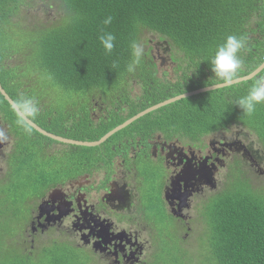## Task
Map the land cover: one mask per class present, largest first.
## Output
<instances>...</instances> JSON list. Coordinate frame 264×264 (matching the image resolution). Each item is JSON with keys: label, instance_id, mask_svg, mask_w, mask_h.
Wrapping results in <instances>:
<instances>
[{"label": "trees", "instance_id": "16d2710c", "mask_svg": "<svg viewBox=\"0 0 264 264\" xmlns=\"http://www.w3.org/2000/svg\"><path fill=\"white\" fill-rule=\"evenodd\" d=\"M237 1L236 6L243 2ZM41 2L56 8V17L50 18L45 9H36ZM232 6L224 0H0V84L14 102L32 99L39 109L32 121L60 136L58 127L62 124L63 106L76 95L89 94L93 89H103L107 83L120 80V74L128 72L127 66L133 59L131 44L143 41L144 30L164 37L179 52L176 62L184 76H178V80L182 78L185 83H191L173 94H162L163 99L221 82L210 68L217 46L228 35L244 37L246 41L252 28L247 19L249 14L245 15L248 5ZM109 16L113 18L111 24L104 25ZM253 31L261 33L263 39L254 45L257 53L253 59L245 58L244 49L240 53L243 66L237 76L252 71L264 56V18L253 23ZM102 32H111L116 37L111 53H106L100 44L98 37ZM245 49L250 50L247 46ZM199 72L202 81L193 84ZM256 80L236 84L238 100L244 96L241 88L248 85L250 88ZM208 93L212 91L187 97L193 101L178 111L175 124L183 136L197 141L212 130L240 122L258 135L264 147V104L257 105L252 115L242 113L239 117L226 114L228 109L221 112L215 98L211 107H204V95ZM183 99L173 103H181ZM56 108L59 117L43 123L44 114ZM2 125L13 138L7 152L6 170L0 177V253L4 236L8 243L11 238L16 239L12 234H5L9 221H20L25 206H29L27 215L31 208L39 206L37 198L51 186L54 174L60 169L57 164H62L57 155L38 165L31 162L32 150L39 154L44 144L51 143L54 149L61 143L33 128L31 133L26 132L17 124L12 106L0 94ZM79 140L94 138L81 136ZM88 148L93 147H80L82 160L90 159V151L83 153ZM26 218L19 232V238L26 244L24 258L11 247L12 253L0 255V264H7L10 259L11 264H90L88 254L65 244L50 245L38 253L33 250L37 255L29 257V242L25 241L24 232ZM200 218L207 227L203 230L205 258L193 263L192 258L188 259V247H182L183 255L177 256L171 244L155 252L152 264H264V184L254 186L244 177L226 182L222 190L209 195Z\"/></svg>", "mask_w": 264, "mask_h": 264}, {"label": "flooded vegetation", "instance_id": "af4514ba", "mask_svg": "<svg viewBox=\"0 0 264 264\" xmlns=\"http://www.w3.org/2000/svg\"><path fill=\"white\" fill-rule=\"evenodd\" d=\"M236 2L224 0L233 8L248 5L245 15L249 14L252 28L246 38L250 50L244 51L247 60L253 59L257 53L254 45L263 39L261 33L253 31V23L264 18L263 0H243L239 6ZM40 8L48 13L51 9ZM161 38L164 40L160 42L147 39L149 47L143 50L145 61L154 67L151 79L135 80V70L129 75L134 79L112 82L113 88L106 92L93 89L89 94L74 96L63 106L60 136L79 140L88 134L97 140L114 126L164 100L162 94L185 89L186 80H178L184 75L180 70L175 73L179 52ZM169 68L175 80L170 79ZM260 77H264V69L254 79ZM200 81L199 72L193 84ZM155 88L161 92L153 94ZM146 94L154 97L146 99ZM228 94L226 101L231 105L240 97ZM103 96L111 107L107 111L100 108ZM231 105L224 107L229 110L226 114L239 115ZM168 110L164 111L167 116L152 119L145 117L147 113L111 134L93 147L95 160H82L81 146L65 142H60L59 149L46 143L39 154L34 150L29 153L31 162L37 163L34 165L57 155L63 165L70 166L61 177L54 174L51 186L37 198L38 204L44 202L42 210L37 205L27 215L24 232L29 257L50 245L65 244L80 252L92 250L98 258L95 264H148L153 251L158 253L162 247L176 244L192 231L194 223L201 220L209 195L217 188L222 190L226 182L242 177L251 182L253 173L264 176V147L253 130L231 122L194 141L182 135ZM71 115L82 121L86 134L81 132L82 124L79 134L72 132L65 120L74 118ZM4 147L5 143L0 146V156ZM211 180L214 187L209 184ZM145 234L150 239H145ZM21 244L26 246L23 238Z\"/></svg>", "mask_w": 264, "mask_h": 264}, {"label": "rangeland", "instance_id": "374dc122", "mask_svg": "<svg viewBox=\"0 0 264 264\" xmlns=\"http://www.w3.org/2000/svg\"><path fill=\"white\" fill-rule=\"evenodd\" d=\"M39 13H42V12H39ZM49 14H50V16H49L50 18L56 17L57 9L52 7L50 9ZM144 33L145 34L142 35L143 41H146L147 37H148V39L153 40L154 42H160V41L164 40L163 38H161V36L159 34L153 33V32H151L149 30H144ZM140 45L142 46L143 50H144V48H146L148 46L147 43H142V42L140 43ZM173 58L175 60V55L174 54H173ZM182 67L185 69V65H182ZM169 70H170V68H169ZM179 70H180V66L178 65V67L175 69V73H178ZM153 72H154V67L149 66V64L144 59V55H142L141 66L140 67L138 66V68L136 67V71L134 73L135 80L138 79L139 81H144L145 79H151L152 76H153ZM200 72H205V71L200 69ZM128 74H129V72H122L120 74V76H121L120 81H124L126 79H134V77H132V75L128 76ZM195 75H196V73L191 78H193ZM158 76L159 77L161 76L160 73L158 74ZM169 77L172 80L176 79V75L174 76V72H171V70H170ZM185 84L187 85V87H189L191 83L187 82V83H184V85ZM206 86H209V85H206ZM247 87H249V85L246 86L245 88H241L242 89V93H243L244 96L247 94V92L249 90V88H247ZM112 88L113 87H112L111 83H107V85L103 89L100 88V90H103V92H106V91H108L109 89H112ZM118 89L119 88H116V90H118ZM238 89H239V87L237 85H233V86H229V87L227 86V87H224V88H218V89L212 91V93H208L207 95H204V99L202 97H200V96L199 97L201 99H203V105H205L204 107H211L212 104H213V98H215L216 106L222 112L225 106L228 107V106L231 105L230 103H228L226 101V98L229 95L228 93L229 92H233L235 94L236 90H238ZM137 91H139V89H137ZM159 92H161L160 89L155 88L153 90V94H159ZM153 97H154V95H152V94H146V96L144 98L150 100ZM241 97H243V96H241ZM218 98L221 99V100H219ZM192 101L193 100H188L187 97H186V98L183 99V102H181V103H178V104L170 103L168 105L162 106V107H160L159 110H155L153 112H150L145 117H148V118L152 119V118H155V117H158V116H161V115L167 116L166 114H164V111L166 109H169L168 113L171 116H173L175 119H177L178 111L180 109H182L186 104L190 105V103ZM237 101H238V99H236V102ZM236 102H235V104L231 105V108L235 106L237 114H242L243 111H242V109H240L237 106ZM175 103H176V101H175ZM100 104L102 105L100 108L103 111H107L108 109L111 108L110 105L106 102V98L104 96L100 100ZM58 107H60V106H58ZM57 109L58 108L52 110V112L45 113L44 114V118H43V119H45V122H43V123H48L49 121H52L54 118H58L60 112L58 113L59 110H57ZM71 116L74 117V118H71L69 120L65 119L67 121L66 123H68L69 125L72 126V132L73 133L79 134L80 133V125L82 124V121L81 122L78 121V118L75 117L74 115H71ZM174 118H170V119L173 122H175ZM82 128H83V130L81 129V132L83 134H86V132L84 131L85 130V125L84 124H82ZM113 128H111V129H113ZM0 131L4 134L3 137H2V140L5 143V147L2 149V154L0 156V169L2 167V169L0 170V177H2L4 171L6 170L5 155H6V153L8 152V150L10 148V144H11V141H12L13 137L11 136V134L7 133L5 125H2V127H0ZM83 136H91V135L87 134V135H83ZM48 144L51 145V143H48ZM57 148H61V147L59 145L54 147V149H57ZM89 151H90V154L88 155V157L91 158L93 156V151H95V148H88V150H85L83 153H87ZM57 165L60 168V169H57V177L58 176L61 177L62 174L67 173L68 170L70 169V166L68 164H66V165L57 164ZM247 173L248 174H252V173H249V172H247ZM251 182L254 184V186H260V185L264 184V176H259L258 174L253 173V178L251 179ZM218 189L219 188H217V190ZM28 208H29V206H25L24 207V209L22 211V217H21L20 221H18L16 219L9 221V224L7 226L8 230H7V232L5 234H12V237L16 238V239L14 240V239L11 238V240L8 243L7 242V238L5 236L3 237L2 241H1L3 247H2V251L0 253V255H2V257L6 256L9 253H12L11 247H13L14 250L17 253L18 252L20 253V258L21 259L24 258V255L22 253L25 252V245L21 244V239L19 238L20 237L19 232H20V230H23V225H22L21 222L27 216ZM10 214H11V212H10ZM206 228L204 227V223L202 222V220L196 221L194 223V225L191 227L192 231L183 235L184 239H180L178 242H176V244H172L171 247H174V250L172 252H174L175 255H177V256H178V254L180 256H182L183 255L182 247H188V250L190 251V253L188 255V259L192 258L193 259V263L196 262V261H201L207 255V250L205 248L204 239H203V233H204L205 230H207ZM144 236H145V239H147V240L150 239L148 234H145ZM176 245H178V248H175ZM151 249H152V245L148 248V251H147L148 254H149ZM83 252L86 255L88 254L87 257L89 258L88 262L90 264L98 262L97 255L94 256V254L92 253L93 252L92 250L86 249V250H83ZM155 252L156 251H153L151 253L148 264H152L153 263V261L155 259ZM191 253H193V256H191ZM199 254L202 255V256H201V258L197 259ZM11 262H12V259H10L7 262V264H11Z\"/></svg>", "mask_w": 264, "mask_h": 264}, {"label": "clouds", "instance_id": "9594fccd", "mask_svg": "<svg viewBox=\"0 0 264 264\" xmlns=\"http://www.w3.org/2000/svg\"><path fill=\"white\" fill-rule=\"evenodd\" d=\"M112 19L113 18L111 16L107 17L103 21L104 25H110ZM98 38L105 52L111 53L115 48V35L111 32H102ZM147 39L146 41H142V43H147ZM245 47V38L238 37L237 35H228L225 40L217 46L215 53L211 58L210 68L214 76L222 81L224 85H231L237 78V74L243 66V60L240 57V53L242 49H245ZM131 50L133 59L127 66V71L129 73L136 70V67L140 64L143 55V48L137 42H133L131 44ZM236 104L246 115H252L255 112L257 105L264 104V77L258 78L250 86L247 94L241 97ZM12 111L17 116V124L26 132L31 133L32 124L30 121L39 113L36 103L32 99L23 98L13 104ZM3 135L4 134L0 131V137H3ZM6 158L7 153L5 155V161ZM41 203L42 202H40V204Z\"/></svg>", "mask_w": 264, "mask_h": 264}, {"label": "water", "instance_id": "95a60500", "mask_svg": "<svg viewBox=\"0 0 264 264\" xmlns=\"http://www.w3.org/2000/svg\"><path fill=\"white\" fill-rule=\"evenodd\" d=\"M263 4H264V0H263ZM44 3L41 2L39 4L36 5V8H40V7H44ZM264 69V56L262 61L258 64V66H256L252 71H250L249 73L242 75V76H237V78L235 79V81L231 84H238L247 80H250L254 77H256L261 70ZM230 85H224V83L221 82H217L214 83L212 85L209 86H204V87H200V88H196L193 90H189V91H185L179 94H176L174 96H171L169 98H166L162 101H159L151 106H148L147 108L141 110L140 112L136 113L135 115L131 116L130 118H128L127 120L123 121L122 123H120L119 125L115 126L113 129L109 130L108 132H106L104 135H102L99 139L97 140H72V139H68V138H64L62 136L56 135L54 133H51L45 129H43L41 126L37 125L36 123H34L32 120L30 121L32 124V128L34 130H36L37 132H39L40 134L47 136L53 140L59 141V142H65V143H72L75 145H80V146H86V147H94L96 145H99L101 142H103L104 140H106L111 134L115 133L116 131L120 130L121 128L125 127L126 125H128L129 123H131L133 120L151 112L154 111L162 106L168 105L170 103H173L175 101H178L182 98H186L195 94H199V93H204L207 91H211V90H216L218 88H223V87H227ZM0 94L3 96V98L9 103V105L13 106V104L15 103L13 101V99L6 93V91L3 89V87L0 84ZM4 144L2 137H0V146ZM211 184L212 187H214V183L211 180ZM44 206V202H42L40 204V206H38V209L41 211L42 208Z\"/></svg>", "mask_w": 264, "mask_h": 264}, {"label": "crops", "instance_id": "0c3cea01", "mask_svg": "<svg viewBox=\"0 0 264 264\" xmlns=\"http://www.w3.org/2000/svg\"><path fill=\"white\" fill-rule=\"evenodd\" d=\"M98 90H100V88Z\"/></svg>", "mask_w": 264, "mask_h": 264}]
</instances>
